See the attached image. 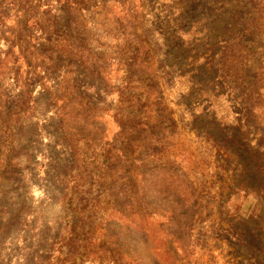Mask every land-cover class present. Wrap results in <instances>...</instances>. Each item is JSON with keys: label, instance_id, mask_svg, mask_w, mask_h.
<instances>
[{"label": "rangeland", "instance_id": "rangeland-1", "mask_svg": "<svg viewBox=\"0 0 264 264\" xmlns=\"http://www.w3.org/2000/svg\"><path fill=\"white\" fill-rule=\"evenodd\" d=\"M63 1L0 0V264H264V0Z\"/></svg>", "mask_w": 264, "mask_h": 264}, {"label": "trees", "instance_id": "trees-1", "mask_svg": "<svg viewBox=\"0 0 264 264\" xmlns=\"http://www.w3.org/2000/svg\"><path fill=\"white\" fill-rule=\"evenodd\" d=\"M56 1L60 5L58 10H56V12H59V15H53V18L54 17H55V19L61 18V21H62V20H64L66 18L65 16H68L70 14L71 9L68 8L70 5L66 1H63V0L62 1L61 0H56ZM61 15H63V16L60 17ZM68 22H69V20H68Z\"/></svg>", "mask_w": 264, "mask_h": 264}]
</instances>
